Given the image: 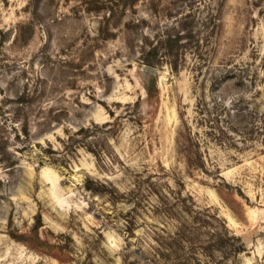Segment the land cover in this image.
Here are the masks:
<instances>
[{
    "label": "rangeland",
    "instance_id": "1",
    "mask_svg": "<svg viewBox=\"0 0 264 264\" xmlns=\"http://www.w3.org/2000/svg\"><path fill=\"white\" fill-rule=\"evenodd\" d=\"M0 264H264V0H0Z\"/></svg>",
    "mask_w": 264,
    "mask_h": 264
},
{
    "label": "trees",
    "instance_id": "2",
    "mask_svg": "<svg viewBox=\"0 0 264 264\" xmlns=\"http://www.w3.org/2000/svg\"><path fill=\"white\" fill-rule=\"evenodd\" d=\"M225 247V242L223 241V240H221V248H224ZM234 252L235 253H240L241 252V248H236L235 246H234Z\"/></svg>",
    "mask_w": 264,
    "mask_h": 264
}]
</instances>
